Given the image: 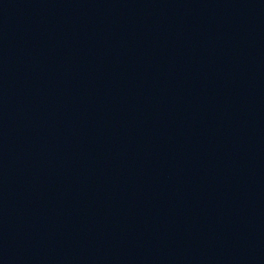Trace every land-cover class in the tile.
I'll use <instances>...</instances> for the list:
<instances>
[{
	"label": "water",
	"instance_id": "water-1",
	"mask_svg": "<svg viewBox=\"0 0 264 264\" xmlns=\"http://www.w3.org/2000/svg\"><path fill=\"white\" fill-rule=\"evenodd\" d=\"M61 264H264V0H0Z\"/></svg>",
	"mask_w": 264,
	"mask_h": 264
}]
</instances>
